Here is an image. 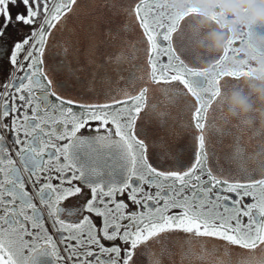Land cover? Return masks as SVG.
<instances>
[{
	"label": "snow or ice",
	"instance_id": "snow-or-ice-1",
	"mask_svg": "<svg viewBox=\"0 0 264 264\" xmlns=\"http://www.w3.org/2000/svg\"><path fill=\"white\" fill-rule=\"evenodd\" d=\"M153 7L0 0V264H264V136L250 170L209 135L249 73L190 66Z\"/></svg>",
	"mask_w": 264,
	"mask_h": 264
},
{
	"label": "flooded vegetation",
	"instance_id": "flooded-vegetation-1",
	"mask_svg": "<svg viewBox=\"0 0 264 264\" xmlns=\"http://www.w3.org/2000/svg\"><path fill=\"white\" fill-rule=\"evenodd\" d=\"M58 2V0H52ZM153 7L152 16L162 17V22L167 25L170 18L180 19V25L187 22L183 32L178 34L181 37H190L192 54L203 50L202 57L194 56L195 60L185 59L190 66L208 67L207 59L222 55L226 49L232 48L228 60L222 70H231L236 72L247 71L248 75L264 77V25L248 24L245 21L249 18V11L245 4L240 0H148ZM225 5H229L231 10H225ZM257 6L258 0H257ZM229 41L232 44H229ZM162 46L166 44L160 41ZM174 45H176V34H174ZM178 47L179 46L176 45ZM167 57L161 53L160 62H166ZM19 75V74H18ZM10 99V97H9ZM2 103V100H0ZM186 107V106H184ZM3 129H0L2 132ZM6 138H8L6 134ZM9 143H11L10 138ZM31 191V184L27 185ZM154 191V190H153ZM35 195V193H32ZM233 199L235 194H228ZM39 206L38 198L35 201ZM251 202V198L245 197L244 204ZM65 207H78L73 201L71 204L64 203ZM46 223H50L45 212ZM66 220H75L77 217H69L65 214ZM246 223V218H245ZM25 239H28L27 237ZM62 254L63 244L60 245Z\"/></svg>",
	"mask_w": 264,
	"mask_h": 264
},
{
	"label": "water",
	"instance_id": "water-1",
	"mask_svg": "<svg viewBox=\"0 0 264 264\" xmlns=\"http://www.w3.org/2000/svg\"><path fill=\"white\" fill-rule=\"evenodd\" d=\"M187 22L179 26V32L184 31ZM178 32V33H179ZM140 30L133 26L130 35L131 39L139 38ZM139 53L143 63V48ZM58 54L63 56L57 50ZM203 50L194 52V56L202 57ZM230 78H225L229 80ZM223 83V81H222ZM234 98L243 101L247 111L241 112V109L234 105ZM223 116L224 119H217L215 127L211 129L209 135L212 137L213 145L218 151L227 152L229 147L239 141L245 148V166L250 170L256 167L261 137L264 136V77L247 75L240 78L235 84H228L223 96ZM172 117L176 121L177 130L179 125L186 124L189 121V112L187 107L181 105L180 108L172 110ZM250 157V158H248ZM259 178V173H254ZM237 178L243 180V176Z\"/></svg>",
	"mask_w": 264,
	"mask_h": 264
},
{
	"label": "clouds",
	"instance_id": "clouds-1",
	"mask_svg": "<svg viewBox=\"0 0 264 264\" xmlns=\"http://www.w3.org/2000/svg\"><path fill=\"white\" fill-rule=\"evenodd\" d=\"M240 2L245 4L249 11V18L247 21H245V23L264 25V0H258L259 6H257V0H240ZM225 10H231L230 6L225 5ZM233 103L241 109V112L247 111L242 100L234 98Z\"/></svg>",
	"mask_w": 264,
	"mask_h": 264
}]
</instances>
